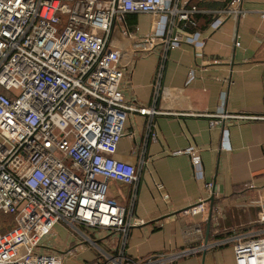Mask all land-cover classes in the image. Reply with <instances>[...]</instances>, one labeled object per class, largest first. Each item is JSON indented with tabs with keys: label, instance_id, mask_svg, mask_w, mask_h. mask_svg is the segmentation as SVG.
Returning <instances> with one entry per match:
<instances>
[{
	"label": "built area",
	"instance_id": "1",
	"mask_svg": "<svg viewBox=\"0 0 264 264\" xmlns=\"http://www.w3.org/2000/svg\"><path fill=\"white\" fill-rule=\"evenodd\" d=\"M192 1L199 2L0 0V264H63L67 249L54 253L41 245L57 225L72 240L98 250L93 264H172L205 250L207 243L201 242L137 259L127 254L131 229L145 224L134 213L145 150L136 164L116 158L131 115L147 117L144 149L157 140L155 117L161 113L155 104L164 65L168 53L182 43V34L197 28L194 18L211 16V26L217 27L226 18L246 14L243 0L213 10ZM134 14L159 19L140 36L125 22ZM260 16L264 19V9ZM156 26L162 29L158 33L153 32ZM120 40L137 54L157 50L150 106L128 101L123 94ZM205 117L214 119L211 126L252 119L227 113ZM176 154L188 156L194 176L200 177L197 150ZM111 182L134 187L128 206L109 197ZM202 183L209 199L219 198L214 183ZM248 205L258 209L263 225L264 195L259 192ZM215 213L220 214L219 208ZM191 229L202 232L200 227ZM115 235L117 248L104 251L98 246ZM221 244L232 246L235 264H264V229Z\"/></svg>",
	"mask_w": 264,
	"mask_h": 264
},
{
	"label": "crops",
	"instance_id": "2",
	"mask_svg": "<svg viewBox=\"0 0 264 264\" xmlns=\"http://www.w3.org/2000/svg\"><path fill=\"white\" fill-rule=\"evenodd\" d=\"M198 1L208 10L230 2ZM214 2L224 4L211 5ZM242 8L243 17L226 18L217 27L211 26V16H204L210 18L207 27L183 33L182 43L168 53L155 104L161 113L155 117L156 141L144 149L147 117L128 118L116 158L136 164L143 149L146 161L134 207L135 216L145 224L132 228L126 243L133 259L203 242L205 250L172 264H235L232 246L222 245V240L264 229L258 209L248 205L259 192L264 195V19L260 16L264 0H243ZM158 19L137 15L133 33H149L150 24ZM153 29L155 33L162 30ZM121 49L125 98L152 105L157 50L137 54L127 43ZM221 113L252 119L218 121L211 126L214 119L205 117ZM189 148L198 151L200 177L194 176L188 156L176 154ZM203 181L214 183L218 199L207 197ZM250 185L254 188L249 191ZM160 187L167 199L162 198ZM133 188L111 182L109 197L128 206ZM193 226L202 232H194ZM118 241L115 235L98 241V246L106 251L117 248ZM41 245L54 253L67 249L63 264H93L98 255L96 248L68 237L62 225L55 226Z\"/></svg>",
	"mask_w": 264,
	"mask_h": 264
},
{
	"label": "trees",
	"instance_id": "3",
	"mask_svg": "<svg viewBox=\"0 0 264 264\" xmlns=\"http://www.w3.org/2000/svg\"><path fill=\"white\" fill-rule=\"evenodd\" d=\"M192 3H196L198 6L202 5L201 3L202 2H195V1H192ZM217 3H221V4H224L223 2H214L212 3L211 5H214V4H217ZM136 17L137 15H128L126 18H125V22H126V25L128 27V29L133 32L134 30V27H135V24H136ZM194 20L198 23L197 24V28L195 29H204L205 27H207V25L209 24L210 22V18L208 17H195ZM190 30H194V29H190Z\"/></svg>",
	"mask_w": 264,
	"mask_h": 264
},
{
	"label": "rangeland",
	"instance_id": "4",
	"mask_svg": "<svg viewBox=\"0 0 264 264\" xmlns=\"http://www.w3.org/2000/svg\"><path fill=\"white\" fill-rule=\"evenodd\" d=\"M100 36H102V33H98ZM117 45L119 46V47H121V45H122V41L120 40V41H118V43H117Z\"/></svg>",
	"mask_w": 264,
	"mask_h": 264
},
{
	"label": "water",
	"instance_id": "5",
	"mask_svg": "<svg viewBox=\"0 0 264 264\" xmlns=\"http://www.w3.org/2000/svg\"><path fill=\"white\" fill-rule=\"evenodd\" d=\"M207 234H208V231H207Z\"/></svg>",
	"mask_w": 264,
	"mask_h": 264
}]
</instances>
